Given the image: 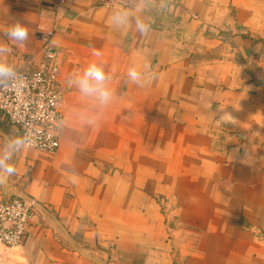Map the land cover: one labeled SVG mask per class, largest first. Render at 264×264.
<instances>
[{"label": "crops", "instance_id": "crops-1", "mask_svg": "<svg viewBox=\"0 0 264 264\" xmlns=\"http://www.w3.org/2000/svg\"><path fill=\"white\" fill-rule=\"evenodd\" d=\"M54 30L56 153L0 111V264H264V0H0V79Z\"/></svg>", "mask_w": 264, "mask_h": 264}, {"label": "built area", "instance_id": "built-area-1", "mask_svg": "<svg viewBox=\"0 0 264 264\" xmlns=\"http://www.w3.org/2000/svg\"><path fill=\"white\" fill-rule=\"evenodd\" d=\"M54 35V30L46 33L43 55L35 69L14 70L0 79V111L22 130L26 148L49 153H56L60 147L64 96L72 89L71 82L60 78ZM33 213L31 204L21 196L1 200L0 243L10 248L19 246Z\"/></svg>", "mask_w": 264, "mask_h": 264}, {"label": "rangeland", "instance_id": "rangeland-1", "mask_svg": "<svg viewBox=\"0 0 264 264\" xmlns=\"http://www.w3.org/2000/svg\"><path fill=\"white\" fill-rule=\"evenodd\" d=\"M22 197V196H21ZM24 198V197H23ZM25 199V198H24ZM26 200V199H25Z\"/></svg>", "mask_w": 264, "mask_h": 264}]
</instances>
